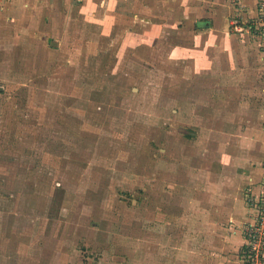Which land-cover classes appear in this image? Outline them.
Wrapping results in <instances>:
<instances>
[{
  "label": "rangeland",
  "instance_id": "obj_1",
  "mask_svg": "<svg viewBox=\"0 0 264 264\" xmlns=\"http://www.w3.org/2000/svg\"><path fill=\"white\" fill-rule=\"evenodd\" d=\"M11 1L0 264H246L264 224V41L241 34L245 64L213 66L193 33L225 3L243 32L262 0H125L106 24L76 0Z\"/></svg>",
  "mask_w": 264,
  "mask_h": 264
},
{
  "label": "crops",
  "instance_id": "obj_2",
  "mask_svg": "<svg viewBox=\"0 0 264 264\" xmlns=\"http://www.w3.org/2000/svg\"><path fill=\"white\" fill-rule=\"evenodd\" d=\"M16 1L18 2L20 0H12L10 4H15ZM76 1L80 3L79 8L81 11H83L86 14L85 17H90L93 19L94 17L100 18L102 23L104 24H106L108 21L109 23H111L110 19H112L113 17L111 13H108L109 11L104 12V7L106 5H109V6L111 5L112 7L111 10L114 8L118 12L117 13L118 16H128L121 12V11L128 10V7H126L127 3L125 0H83L84 5L82 7H81V0H76ZM165 1L166 0H163L164 3ZM106 7L108 8V6ZM228 10H229L228 4L226 3L217 5L216 13L213 12V9L209 10L207 7V10H206L207 14L203 16L201 19L197 18L196 20H194V33L193 34L197 35L198 37L200 36L203 37L205 40L204 42L205 45H207L211 50V52H209L207 55L208 61H206L207 62L206 64L212 63L213 66L217 64L218 66L224 65V63L226 65L238 64V67L241 64H245V54L242 52L244 51L243 47L249 44L248 43L249 40L247 42H243V41L239 42V36L242 34L245 37H248L247 34L252 33L253 35L254 32L249 31L248 29H245V31L243 32H240V31L230 32V29L228 27L229 20L226 19L225 17L227 15ZM105 17L108 19L106 23L105 21H103ZM252 19L254 20L255 18H252ZM249 36L252 37L251 35ZM245 75L246 74L243 73L241 75V78L242 76H245ZM255 76L258 79V76L257 75ZM253 80H254V75H253ZM254 89L256 91V88ZM256 92H262V91L258 88V91ZM259 153H252L251 154L252 156L250 157H254L255 155Z\"/></svg>",
  "mask_w": 264,
  "mask_h": 264
},
{
  "label": "built area",
  "instance_id": "obj_3",
  "mask_svg": "<svg viewBox=\"0 0 264 264\" xmlns=\"http://www.w3.org/2000/svg\"><path fill=\"white\" fill-rule=\"evenodd\" d=\"M263 6L259 9V16L256 17L252 22L248 25V30L254 33L260 34L264 41V0L261 3ZM260 232V233H259ZM248 243L247 246L250 247V261L251 264H264V224L262 225V229L256 225H253L252 230L247 232ZM260 237H262L260 239ZM246 260V263H248Z\"/></svg>",
  "mask_w": 264,
  "mask_h": 264
},
{
  "label": "trees",
  "instance_id": "obj_4",
  "mask_svg": "<svg viewBox=\"0 0 264 264\" xmlns=\"http://www.w3.org/2000/svg\"><path fill=\"white\" fill-rule=\"evenodd\" d=\"M248 249H250V247H248L247 244L244 245V247L242 248V254H243V257L245 258V260H248V257H249V261L246 264H251L250 253H249Z\"/></svg>",
  "mask_w": 264,
  "mask_h": 264
}]
</instances>
